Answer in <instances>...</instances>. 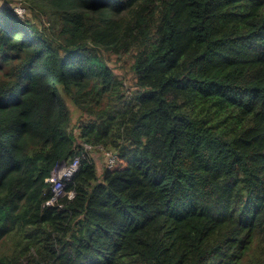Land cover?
Listing matches in <instances>:
<instances>
[{
	"label": "trees",
	"instance_id": "1",
	"mask_svg": "<svg viewBox=\"0 0 264 264\" xmlns=\"http://www.w3.org/2000/svg\"><path fill=\"white\" fill-rule=\"evenodd\" d=\"M21 1L0 6V264H264V0Z\"/></svg>",
	"mask_w": 264,
	"mask_h": 264
},
{
	"label": "built area",
	"instance_id": "2",
	"mask_svg": "<svg viewBox=\"0 0 264 264\" xmlns=\"http://www.w3.org/2000/svg\"><path fill=\"white\" fill-rule=\"evenodd\" d=\"M24 9L18 7L17 11H15L19 17L23 18L21 15L24 13ZM91 147H86V149H90ZM104 158L106 160L108 168H111L116 160V154L112 152H105ZM81 165L80 157H75L69 163H62L58 165L51 173V176L47 179V183L51 184L53 198L50 201L51 204L56 203L61 198L67 196L70 200L74 198V193L66 192L67 185L71 183L73 177L78 173Z\"/></svg>",
	"mask_w": 264,
	"mask_h": 264
},
{
	"label": "rangeland",
	"instance_id": "3",
	"mask_svg": "<svg viewBox=\"0 0 264 264\" xmlns=\"http://www.w3.org/2000/svg\"><path fill=\"white\" fill-rule=\"evenodd\" d=\"M0 6H4L7 7L9 9H14L15 11H17V8L20 7L22 9H24V13H22V16H26L27 14L30 13L27 5L21 1V0H14L11 4H9V2L7 0H0ZM18 13V12H17ZM113 61H115V59H113ZM132 65V61L130 59L126 60L125 62L119 63V64H115L112 65L111 67L115 68V73L122 79H125L128 86L130 88H132L131 90H134L135 88H133V80H134V75L131 72V67ZM72 111H73V128H74V133H78L76 130V127L78 126V122L81 119L80 113L78 112V110L74 107V106H70ZM94 157L96 159V165L98 168V172L99 174L102 173L103 169L106 165V161L104 156L102 155V153H96L94 154Z\"/></svg>",
	"mask_w": 264,
	"mask_h": 264
}]
</instances>
